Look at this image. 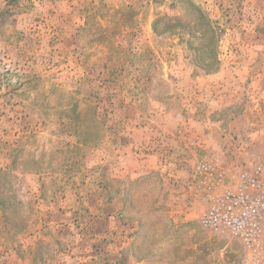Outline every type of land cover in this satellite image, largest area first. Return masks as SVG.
Returning <instances> with one entry per match:
<instances>
[{
	"label": "rangeland",
	"instance_id": "obj_1",
	"mask_svg": "<svg viewBox=\"0 0 264 264\" xmlns=\"http://www.w3.org/2000/svg\"><path fill=\"white\" fill-rule=\"evenodd\" d=\"M204 155L264 163V0H0V264H243Z\"/></svg>",
	"mask_w": 264,
	"mask_h": 264
},
{
	"label": "built area",
	"instance_id": "obj_2",
	"mask_svg": "<svg viewBox=\"0 0 264 264\" xmlns=\"http://www.w3.org/2000/svg\"><path fill=\"white\" fill-rule=\"evenodd\" d=\"M191 184L208 202L200 217L202 226L241 240L245 246L243 264H264V163L228 165L204 155L194 166Z\"/></svg>",
	"mask_w": 264,
	"mask_h": 264
},
{
	"label": "crops",
	"instance_id": "obj_3",
	"mask_svg": "<svg viewBox=\"0 0 264 264\" xmlns=\"http://www.w3.org/2000/svg\"><path fill=\"white\" fill-rule=\"evenodd\" d=\"M40 196L38 195V198H39Z\"/></svg>",
	"mask_w": 264,
	"mask_h": 264
}]
</instances>
